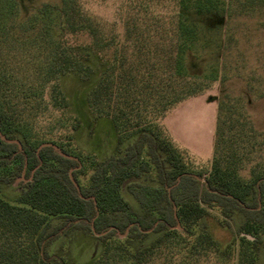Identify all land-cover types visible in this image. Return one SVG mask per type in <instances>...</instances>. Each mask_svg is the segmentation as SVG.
I'll list each match as a JSON object with an SVG mask.
<instances>
[{
  "label": "trees",
  "instance_id": "1",
  "mask_svg": "<svg viewBox=\"0 0 264 264\" xmlns=\"http://www.w3.org/2000/svg\"><path fill=\"white\" fill-rule=\"evenodd\" d=\"M59 1L21 19L17 0H0V264H264L262 136L239 98L220 99L203 181L161 124L173 105L217 80L184 67L202 35L185 12L209 11L213 0H191V8L175 0L174 29L163 32L169 46L129 15L130 57L80 0ZM221 7L233 18L264 11V0ZM68 77L78 91L66 90ZM86 116L111 124L117 153L90 157L75 148ZM43 143L58 150L38 149ZM151 170L155 184L145 181ZM23 177L16 193H5ZM212 209L242 216L223 249L202 223Z\"/></svg>",
  "mask_w": 264,
  "mask_h": 264
},
{
  "label": "rangeland",
  "instance_id": "2",
  "mask_svg": "<svg viewBox=\"0 0 264 264\" xmlns=\"http://www.w3.org/2000/svg\"><path fill=\"white\" fill-rule=\"evenodd\" d=\"M17 1L21 19L43 5L58 6L60 3L59 0ZM213 2L208 5L209 11L203 9L197 13L189 9L185 12L188 21L195 24L202 35L194 49L185 55L184 67L189 76L208 78L213 74L217 80L203 93L173 105L161 119L169 140L183 152L189 169L201 173L200 181L211 166L220 99L224 95L239 98L238 105L245 109L254 129L262 136L260 155L264 156V11L227 18L222 11V0ZM80 4L84 12L117 37L116 42L126 46L127 57L133 51L130 46L133 41L127 40L125 35V21L129 15L135 17L138 28H148L157 39L162 38L158 42L166 46L171 44V39H166L163 32L171 35L174 29V16L178 12L175 0H80ZM190 4L191 0L189 8ZM64 86L70 92L79 90V83L72 77L65 78ZM73 143L78 151L90 157L113 155L121 147L114 139L111 124L94 123L88 116L79 122ZM80 180L86 181L82 176ZM21 181L26 180L18 178L5 186V193H16ZM145 181L156 183L154 170L147 174ZM124 197L132 203L128 193H124ZM241 220V215L224 219L212 209L202 223L223 249L236 238Z\"/></svg>",
  "mask_w": 264,
  "mask_h": 264
},
{
  "label": "water",
  "instance_id": "3",
  "mask_svg": "<svg viewBox=\"0 0 264 264\" xmlns=\"http://www.w3.org/2000/svg\"><path fill=\"white\" fill-rule=\"evenodd\" d=\"M1 138L4 139L3 136H1ZM7 141H8V142H11V141H9V140H7ZM48 146L52 147L54 150H58L57 146L54 145V144H52V143H43V144H41V145L39 146L38 149H41L42 147H48ZM58 153L61 154V155H63V156H66V157H67V155H65V154L62 153L61 151H58ZM69 158H71V157H69ZM69 176H70V180L72 181L73 185L75 186V188H76L77 191L79 192V186H78V184L75 182L74 178L72 177L71 171H70V173H69Z\"/></svg>",
  "mask_w": 264,
  "mask_h": 264
}]
</instances>
